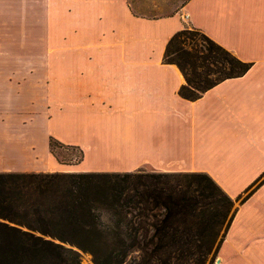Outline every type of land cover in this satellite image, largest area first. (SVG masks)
I'll use <instances>...</instances> for the list:
<instances>
[{
  "label": "crops",
  "instance_id": "0c3cea01",
  "mask_svg": "<svg viewBox=\"0 0 264 264\" xmlns=\"http://www.w3.org/2000/svg\"><path fill=\"white\" fill-rule=\"evenodd\" d=\"M9 4L48 6V44L38 39L31 60L9 55L29 50L8 49L1 10L0 174L37 172L29 165L52 138L83 154L54 173H202L232 200L264 178V0H0ZM184 29L252 66L181 98L185 80L163 55ZM54 101L73 140L47 127ZM214 264H264V182L237 206Z\"/></svg>",
  "mask_w": 264,
  "mask_h": 264
},
{
  "label": "trees",
  "instance_id": "16d2710c",
  "mask_svg": "<svg viewBox=\"0 0 264 264\" xmlns=\"http://www.w3.org/2000/svg\"><path fill=\"white\" fill-rule=\"evenodd\" d=\"M188 34H199L202 44L188 42ZM163 61L182 74L178 94L188 101L252 66L193 29L170 38ZM57 144L49 139L50 149ZM22 182L21 191L0 190L5 229L78 249L93 264H214L234 203L242 204L264 178L235 200L202 173H30ZM0 264L80 262L55 249L0 245Z\"/></svg>",
  "mask_w": 264,
  "mask_h": 264
},
{
  "label": "rangeland",
  "instance_id": "374dc122",
  "mask_svg": "<svg viewBox=\"0 0 264 264\" xmlns=\"http://www.w3.org/2000/svg\"><path fill=\"white\" fill-rule=\"evenodd\" d=\"M3 10L4 25H7L8 29V41L7 46L9 50L16 48L25 49L29 51L15 53H9V55H20L23 56V60H31L33 53L32 47L34 44L38 43L40 39V44H48V24L47 14L48 6L47 5H3L0 6V14ZM37 18V21L35 20ZM39 20V21H38ZM38 33H40L38 35ZM35 35V36H34ZM189 39L188 42L192 44H202L201 38L198 35H187ZM192 40V41H191ZM16 60L9 59V62ZM36 103V102H35ZM56 101L51 102L52 109L54 108L56 112L52 114V121L47 125L48 129L52 133L54 138L59 137L63 141L73 140L72 137H75V134H68L65 132L64 128V109L55 106ZM59 103V102H58ZM63 103V102H62ZM43 109V108H41ZM26 124H29L26 121ZM41 135V134H40ZM43 135V134H42ZM46 140L48 139L47 131L44 132ZM79 146V145H76ZM37 149L40 151L42 148L41 141L36 144ZM43 150V149H42ZM38 152V151H37ZM86 167H93L96 160L92 155V150H86ZM79 152L76 149L66 147L62 144L55 145L52 149L42 152L39 156L34 157L30 163V169L37 170V172H26V173H10V174H0V190H10L12 192L21 191L24 189L22 182L23 177H26L30 173H54L51 171H61L69 170L74 165H76L79 158ZM144 171L145 170H140ZM244 197V196H242ZM239 202L234 203V208L238 206ZM0 245H12L16 247H22L27 249H55L71 255H78L80 264H93L91 256L88 254H78L76 251L70 250L66 247H61L55 245L44 239H39L37 235L34 234H22L13 229H5L3 225L0 224Z\"/></svg>",
  "mask_w": 264,
  "mask_h": 264
},
{
  "label": "water",
  "instance_id": "95a60500",
  "mask_svg": "<svg viewBox=\"0 0 264 264\" xmlns=\"http://www.w3.org/2000/svg\"><path fill=\"white\" fill-rule=\"evenodd\" d=\"M6 224H8V222H5ZM54 242V241H53ZM55 243H57V244H59V245H61V246H64V247H67V248H69V249H72V250H74V251H76L78 254H83L81 251H79L78 249H75V248H72V247H70V246H66V245H64V244H61V243H59V242H55ZM217 262V261H216Z\"/></svg>",
  "mask_w": 264,
  "mask_h": 264
}]
</instances>
